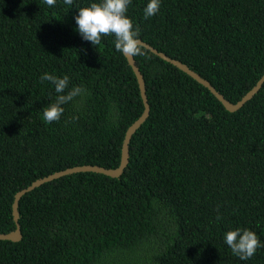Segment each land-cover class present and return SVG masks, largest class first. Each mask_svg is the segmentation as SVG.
Here are the masks:
<instances>
[{"label": "trees", "instance_id": "obj_1", "mask_svg": "<svg viewBox=\"0 0 264 264\" xmlns=\"http://www.w3.org/2000/svg\"><path fill=\"white\" fill-rule=\"evenodd\" d=\"M93 2L0 0V233L15 230L14 196L35 180L75 166L117 168L125 133L144 110L114 37L93 46L76 31L78 9ZM148 2L132 0L126 13L139 39L230 102L263 76L264 0H160L145 19ZM143 51L134 58L151 110L124 174L76 173L26 194L23 237L0 240V264H264V247L241 261L223 239L247 228L264 245V84L231 113ZM44 73L86 89L50 124L42 109L57 93Z\"/></svg>", "mask_w": 264, "mask_h": 264}, {"label": "clouds", "instance_id": "obj_2", "mask_svg": "<svg viewBox=\"0 0 264 264\" xmlns=\"http://www.w3.org/2000/svg\"><path fill=\"white\" fill-rule=\"evenodd\" d=\"M131 2L132 0H98L87 7H80L78 15L74 17L76 31L83 40L91 42L93 46L100 45L102 37L110 35L114 37V47L117 52L126 57L144 55V46L139 39V29L134 26L133 21L126 14ZM44 3L49 7H54L56 0H44ZM63 3L72 5L73 0H63ZM159 9L160 0H149L143 9L144 18L154 16ZM40 80L51 82L57 93L54 102L42 109L43 120L49 124L60 120L65 111L63 105L86 91L80 86L69 89L67 75L57 77L44 73ZM71 119L76 120L78 117L73 116ZM216 219L220 220L221 216L218 214ZM223 239L231 252L241 261L249 260L258 248L264 247L257 234L247 228L237 227L229 230L224 234Z\"/></svg>", "mask_w": 264, "mask_h": 264}, {"label": "water", "instance_id": "obj_3", "mask_svg": "<svg viewBox=\"0 0 264 264\" xmlns=\"http://www.w3.org/2000/svg\"><path fill=\"white\" fill-rule=\"evenodd\" d=\"M141 40V39H140ZM142 41V40H141ZM144 48L148 49L151 53L155 54L156 56L160 57L162 60L166 61L167 63L175 66L180 71L184 72L186 75L191 77L193 80H195L197 83L202 85L203 87L207 88L215 97L216 99L224 106V108L231 112H237L240 110L248 101H250L262 88L264 84V74L259 79V81L255 84V86L247 92L240 101L233 103L227 100L224 95H222L220 92L216 90V88L205 78H203L201 75H199L197 72L192 70L188 65L184 64L183 62L173 59L166 55L163 52L158 51L151 45L143 42ZM126 57V56H125ZM129 66L132 68L140 90V95L143 101L144 110L140 117L127 129L125 133V137L122 143V149H121V160L120 164L117 168H106L98 165H82V166H75L72 168H67L62 171L55 172L53 174H50L46 177L40 178L35 180L31 185H29L27 188H24L20 191H18L15 196L12 203V215L13 219L16 225V228L14 231L9 233H0V240L1 241H12V242H19L21 241L23 235L21 232V225L19 223L20 219V212H19V206L21 199L28 193L32 192L34 189L52 182L56 179H59L64 176H69L76 173H85V172H91V173H97L102 174L111 178H120L127 168L129 164L130 159V143L132 136L136 133V131L146 122L148 117L150 116V104L148 100L147 90H146V82L144 79V76L137 65V62L134 57H126Z\"/></svg>", "mask_w": 264, "mask_h": 264}]
</instances>
